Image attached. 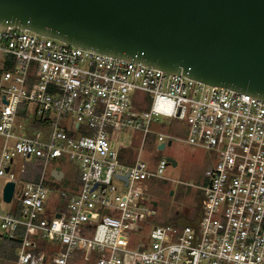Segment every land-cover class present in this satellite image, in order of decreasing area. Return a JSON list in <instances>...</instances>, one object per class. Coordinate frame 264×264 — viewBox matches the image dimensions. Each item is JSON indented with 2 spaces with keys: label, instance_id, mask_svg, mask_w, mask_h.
Masks as SVG:
<instances>
[{
  "label": "built area",
  "instance_id": "1",
  "mask_svg": "<svg viewBox=\"0 0 264 264\" xmlns=\"http://www.w3.org/2000/svg\"><path fill=\"white\" fill-rule=\"evenodd\" d=\"M175 78L0 28L1 200L14 184L0 238L18 240L13 264H264V101L182 74L172 91ZM173 123L182 139L154 130ZM173 140L209 155L196 229L174 223L196 213L157 222L149 187L170 165L139 160ZM66 162L68 193L51 168Z\"/></svg>",
  "mask_w": 264,
  "mask_h": 264
},
{
  "label": "water",
  "instance_id": "2",
  "mask_svg": "<svg viewBox=\"0 0 264 264\" xmlns=\"http://www.w3.org/2000/svg\"><path fill=\"white\" fill-rule=\"evenodd\" d=\"M8 26L176 74L172 91L182 74L264 101V0H0ZM13 192L6 183L3 202ZM201 209L199 200L194 221L174 223L196 229Z\"/></svg>",
  "mask_w": 264,
  "mask_h": 264
},
{
  "label": "rangeland",
  "instance_id": "3",
  "mask_svg": "<svg viewBox=\"0 0 264 264\" xmlns=\"http://www.w3.org/2000/svg\"><path fill=\"white\" fill-rule=\"evenodd\" d=\"M154 130L177 139H182L184 136L183 126L176 123L155 127ZM130 141V132H122L118 135V142L129 144ZM156 146L157 143L151 147H145L139 155V160L146 164L149 171L155 172L159 158L169 157L176 161L175 167L167 166L161 175L162 178L153 180L149 187V193L157 203L155 209L157 222H168L174 218L175 212L185 217L195 213L197 207L195 194L199 192V197L202 194L197 187L206 183L204 170L209 157L208 153L198 147L184 145L178 140H173L170 146L160 152L156 150ZM51 168L63 170L66 175L61 183L53 184L57 191L68 193L76 189L73 183L74 174L71 175L73 168L69 163L53 164ZM170 191H173V196H169ZM61 200L62 206L65 203L63 199ZM9 210L10 204L2 202L0 198V215L7 214ZM0 234H2L1 229Z\"/></svg>",
  "mask_w": 264,
  "mask_h": 264
},
{
  "label": "trees",
  "instance_id": "4",
  "mask_svg": "<svg viewBox=\"0 0 264 264\" xmlns=\"http://www.w3.org/2000/svg\"><path fill=\"white\" fill-rule=\"evenodd\" d=\"M18 245V240L15 238H0V264L14 263L15 251Z\"/></svg>",
  "mask_w": 264,
  "mask_h": 264
},
{
  "label": "flooded vegetation",
  "instance_id": "5",
  "mask_svg": "<svg viewBox=\"0 0 264 264\" xmlns=\"http://www.w3.org/2000/svg\"><path fill=\"white\" fill-rule=\"evenodd\" d=\"M198 194H199V193H196V194H195V195L197 196V207L195 208V209H196V210H195V213H196V211L198 210V203H199V200H201Z\"/></svg>",
  "mask_w": 264,
  "mask_h": 264
}]
</instances>
